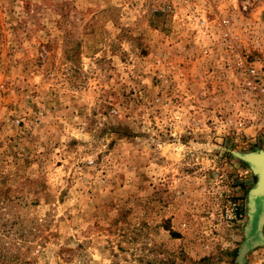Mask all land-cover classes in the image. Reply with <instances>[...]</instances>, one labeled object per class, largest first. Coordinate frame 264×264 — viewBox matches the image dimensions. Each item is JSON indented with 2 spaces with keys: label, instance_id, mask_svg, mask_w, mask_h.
I'll return each mask as SVG.
<instances>
[{
  "label": "rangeland",
  "instance_id": "1",
  "mask_svg": "<svg viewBox=\"0 0 264 264\" xmlns=\"http://www.w3.org/2000/svg\"><path fill=\"white\" fill-rule=\"evenodd\" d=\"M259 151L264 0H0V264H264Z\"/></svg>",
  "mask_w": 264,
  "mask_h": 264
},
{
  "label": "water",
  "instance_id": "2",
  "mask_svg": "<svg viewBox=\"0 0 264 264\" xmlns=\"http://www.w3.org/2000/svg\"><path fill=\"white\" fill-rule=\"evenodd\" d=\"M241 160L245 161L252 172L256 175V183L254 187L250 190L248 196V205H249V221L247 229L251 231L246 240L241 245L239 262L243 260V257L246 251L255 245H257L264 236H262V226H264V200L260 203H256V198L254 196L255 192L261 189H264V151H259L257 153L240 155L236 154Z\"/></svg>",
  "mask_w": 264,
  "mask_h": 264
},
{
  "label": "bare ground",
  "instance_id": "3",
  "mask_svg": "<svg viewBox=\"0 0 264 264\" xmlns=\"http://www.w3.org/2000/svg\"><path fill=\"white\" fill-rule=\"evenodd\" d=\"M254 196L256 198V203H258V202L260 203V201L262 202V200H264V189H261L260 193H259V191H257V193L255 192ZM262 203H264V202H262Z\"/></svg>",
  "mask_w": 264,
  "mask_h": 264
}]
</instances>
